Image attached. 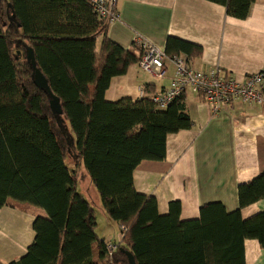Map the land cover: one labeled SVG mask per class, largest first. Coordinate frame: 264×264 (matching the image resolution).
I'll list each match as a JSON object with an SVG mask.
<instances>
[{"label":"trees","instance_id":"obj_1","mask_svg":"<svg viewBox=\"0 0 264 264\" xmlns=\"http://www.w3.org/2000/svg\"><path fill=\"white\" fill-rule=\"evenodd\" d=\"M211 1L245 19L256 0ZM109 23L91 0H0V208L31 211L36 233L26 254L9 264H130L122 248L137 264H246L247 239L264 247V210L242 215L264 198V170L239 186L236 210L213 201L199 217L183 220L176 200L160 214L156 196L137 191L134 171L163 161L167 136L193 126L187 94L164 109L150 84L139 98L106 99L112 78L126 74L143 52L135 42L124 48L113 41ZM27 46L60 98L61 115L34 83ZM165 52L192 64L202 48L169 36ZM97 207L123 227L115 250L97 233Z\"/></svg>","mask_w":264,"mask_h":264},{"label":"crops","instance_id":"obj_2","mask_svg":"<svg viewBox=\"0 0 264 264\" xmlns=\"http://www.w3.org/2000/svg\"><path fill=\"white\" fill-rule=\"evenodd\" d=\"M116 9L119 18L109 23L108 36L124 48H131L137 36L165 48L167 38L175 36L201 46L202 54L191 58L199 70L220 67L240 81L264 72V0H256L245 19L229 16L224 5L211 0H116ZM167 67L165 77L158 78L138 63L131 65L126 74L112 78L106 99L139 98L147 84L156 94L174 76L173 65L168 62ZM186 94L193 126L167 136L166 158L143 162L134 171L135 187L156 196L160 214L168 213L170 202L180 201L183 220L199 217L201 207L213 201L222 202L227 211L236 210L239 186L264 170V103L237 100L213 115L203 95ZM69 166L73 169L74 162ZM88 188L79 187L100 206ZM262 210L264 198L244 207L242 215L248 218ZM34 220L31 211L12 205L0 208V264L26 254L35 240ZM115 223L120 229L116 240L110 233L100 236L119 243L122 232ZM245 262L264 264V247L258 240L245 241Z\"/></svg>","mask_w":264,"mask_h":264},{"label":"built area","instance_id":"obj_3","mask_svg":"<svg viewBox=\"0 0 264 264\" xmlns=\"http://www.w3.org/2000/svg\"><path fill=\"white\" fill-rule=\"evenodd\" d=\"M93 7L100 18L107 22L119 18L116 9V0H91ZM135 43L143 52L139 67L158 78H164L167 72V63L174 67V76L170 85L156 94L155 102L164 107L168 105L185 89L184 93L193 92L203 95L213 115L227 110L234 101L245 103H264V72L250 74L240 81L229 75L220 67L209 70H199L193 66L185 55L168 57L165 48H161L137 36ZM123 227H121L122 232ZM109 250H115L117 243L110 241Z\"/></svg>","mask_w":264,"mask_h":264},{"label":"water","instance_id":"obj_4","mask_svg":"<svg viewBox=\"0 0 264 264\" xmlns=\"http://www.w3.org/2000/svg\"><path fill=\"white\" fill-rule=\"evenodd\" d=\"M8 7L9 8L12 7V4L8 3ZM26 58L30 62L33 68V79H34L35 85L40 89H44L49 94L50 107L52 109V112L55 115H61L63 113V109L61 106L60 98L51 90L47 77L44 75L41 69L37 66L34 50L30 46H27L26 48ZM122 251H124L125 254L127 255L128 261L130 264H137V261L135 259V255L133 254V252L125 248H122Z\"/></svg>","mask_w":264,"mask_h":264},{"label":"rangeland","instance_id":"obj_5","mask_svg":"<svg viewBox=\"0 0 264 264\" xmlns=\"http://www.w3.org/2000/svg\"><path fill=\"white\" fill-rule=\"evenodd\" d=\"M73 160H74L73 156H69L67 158V163L70 165L71 163L74 162ZM97 208H99V207H97ZM101 211H102L101 209H97L98 220H99V225H98L99 226L98 227L99 235H106L107 236L110 233L111 235H113L112 239L116 240L119 233H120L119 226L117 227V224L115 223V221L112 220L111 218H109L106 213L104 216Z\"/></svg>","mask_w":264,"mask_h":264},{"label":"bare ground","instance_id":"obj_6","mask_svg":"<svg viewBox=\"0 0 264 264\" xmlns=\"http://www.w3.org/2000/svg\"><path fill=\"white\" fill-rule=\"evenodd\" d=\"M225 75H227V73H225ZM185 92V89L180 93V94H182V93H184ZM159 106V108H161V109H164V108H166V107H164V106H160V105H158Z\"/></svg>","mask_w":264,"mask_h":264}]
</instances>
